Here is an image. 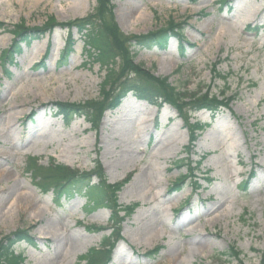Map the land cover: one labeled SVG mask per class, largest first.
Masks as SVG:
<instances>
[{"label":"rangeland","instance_id":"374dc122","mask_svg":"<svg viewBox=\"0 0 264 264\" xmlns=\"http://www.w3.org/2000/svg\"><path fill=\"white\" fill-rule=\"evenodd\" d=\"M110 3L127 35L175 23L164 47L130 50L186 93L183 113L130 91L95 128L84 116L64 124L52 103L101 101L110 90L84 35L64 25L93 13L95 0H0V242L18 230L35 240L14 246L23 264H87L80 256L93 248L103 264H264V0ZM49 21L52 31L11 52L16 25ZM205 94L220 102L197 106ZM184 113L202 126L195 140ZM30 157L80 171L98 163L107 183H125L117 205L137 206L111 223V210L88 209L83 194L56 201L26 170ZM21 194L32 202L18 210Z\"/></svg>","mask_w":264,"mask_h":264},{"label":"trees","instance_id":"16d2710c","mask_svg":"<svg viewBox=\"0 0 264 264\" xmlns=\"http://www.w3.org/2000/svg\"><path fill=\"white\" fill-rule=\"evenodd\" d=\"M95 2L96 6L93 13L83 19H78L74 22L70 21L64 25H76L78 30L84 35V41L86 43L84 48L85 53L92 60V63H97L101 68L106 70L103 85H110V93L104 90L102 100L95 102H55L53 103L55 105V115H62L65 123H69L74 116L84 115L88 121L97 125L103 112L118 106L128 91L134 92L136 97L143 98L150 104L156 106H160L162 103H168L171 106L174 105L179 112L183 113V107L187 104V101L183 100V97L187 96L186 93L176 90V87L170 85L166 81V78L155 77L148 70L144 69L143 66L135 64L133 62L134 55L130 50V46L132 45L149 48L153 46L164 47L168 36L171 33L176 34L174 33L175 23L169 21L170 23L167 27L146 35H127L121 32L114 20L112 12L113 6L110 0H95ZM51 20L53 19L51 18ZM52 22L49 21L46 23L43 30L41 28L28 29L21 24L16 25L13 33L17 37V40H15L11 52L17 49L16 45L21 40L24 42L30 37L37 36L41 32H45L46 30L51 31L55 27L54 22ZM66 41L68 42L69 39L67 38ZM69 44H67L66 52L70 49ZM218 76L223 79L225 78L221 74H218ZM115 90L116 92L114 93L113 91ZM194 96L195 94H191L188 97L192 99ZM219 102L214 97L208 99L205 94L200 97L197 106H209L212 103ZM223 103L226 105L227 101ZM214 107L216 108V106ZM182 116L184 122L192 130V139H194L193 131L202 129V126L199 123H189L185 113ZM27 169L32 171V175L40 179L38 184L45 192L50 187L58 197L63 194L69 195L72 192H82L88 200V209L98 207L112 209V222L116 220L115 214L120 210L128 216L137 206L136 204L125 207L117 205L116 194L120 190L122 183H106L105 176L99 164L95 166L93 171L86 173L79 172L76 169H70L64 164L53 162V160L47 166L43 167L37 165L35 158H32ZM93 173L99 179L96 183H92ZM185 178V176H180L177 182L180 183ZM20 241L33 242L32 238L22 230H18L12 236L0 242V264H23L24 257L22 253H16L14 250L15 244ZM98 254L100 252L90 250L84 257L91 264H103L104 261L103 263L98 262L100 260Z\"/></svg>","mask_w":264,"mask_h":264},{"label":"bare ground","instance_id":"6f19581e","mask_svg":"<svg viewBox=\"0 0 264 264\" xmlns=\"http://www.w3.org/2000/svg\"><path fill=\"white\" fill-rule=\"evenodd\" d=\"M119 17H117L118 23L120 24V26L122 27V23L120 22V20L118 19ZM29 194H21L18 197L15 198L14 200V205L17 207L18 210H22L24 208H27L28 206H30L32 200L30 199Z\"/></svg>","mask_w":264,"mask_h":264}]
</instances>
